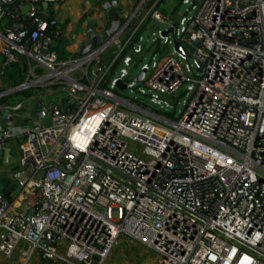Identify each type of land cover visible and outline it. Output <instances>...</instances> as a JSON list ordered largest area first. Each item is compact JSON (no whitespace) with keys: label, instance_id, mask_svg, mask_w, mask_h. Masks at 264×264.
I'll list each match as a JSON object with an SVG mask.
<instances>
[{"label":"built area","instance_id":"built-area-1","mask_svg":"<svg viewBox=\"0 0 264 264\" xmlns=\"http://www.w3.org/2000/svg\"><path fill=\"white\" fill-rule=\"evenodd\" d=\"M63 1L0 0V77L25 62L17 90L63 94L25 116L20 132L0 114V159L5 142L16 144V192L0 193V258L16 250L21 264H105L122 236L155 252L150 264H264V0H180L173 21L158 0L137 18L138 0L93 49L57 59L56 22L42 7ZM147 19L163 54L134 80L126 67L143 57ZM122 89L163 113L178 89L185 99L170 119Z\"/></svg>","mask_w":264,"mask_h":264},{"label":"crops","instance_id":"crops-1","mask_svg":"<svg viewBox=\"0 0 264 264\" xmlns=\"http://www.w3.org/2000/svg\"><path fill=\"white\" fill-rule=\"evenodd\" d=\"M110 1L111 0H66L56 5H49L47 9L42 7V9L48 11L47 14L49 16L54 17L56 22L55 27L52 29L55 33H53V35L50 34L51 39L49 48L54 52L57 59L75 57L79 45L84 43L89 38L90 34L103 36L105 30L109 28H113L112 31H114L115 28L127 18L129 15L128 11L132 8L131 6L133 3L135 4L136 2L137 4L138 2V0H114L115 4L111 5ZM60 12H62V14H60ZM113 18L116 20L115 22L113 21ZM24 65L26 66V63L22 62L20 65L16 66ZM8 69H6L0 77V86H5L10 82V79H7L5 75ZM37 69H39V71H36L38 73L44 71L41 68ZM19 70L22 71V68ZM48 91H41L38 93L37 98L32 97V95H27L28 97L35 99L34 103L36 105L34 112L29 114L33 116L36 109L42 105L43 102H57L63 96L62 92H57L56 89L52 88V90H49L48 88ZM13 96V98L9 99L14 102L8 101L7 104H4L8 107L3 108L0 114L4 117H10L12 131L20 132L25 127L26 123L23 119L27 118L25 116H28L29 114L23 112V115L19 117L14 116L15 113L12 112V106L10 107V104L22 103V101L17 100L18 96H21L20 93H15ZM23 98L27 99L25 97ZM13 144V141H7L4 143L2 153L3 164L9 165L11 156L10 148ZM1 149L2 148L0 147V153L2 152ZM6 149H9V157H7V161H5L6 159L4 158V151ZM3 168L4 166L0 168V193L10 199L13 193L16 192V186L10 179L8 173H4L5 171H3ZM118 255L117 260H111L109 261V264H117L116 262H119L122 258L120 254Z\"/></svg>","mask_w":264,"mask_h":264},{"label":"rangeland","instance_id":"rangeland-1","mask_svg":"<svg viewBox=\"0 0 264 264\" xmlns=\"http://www.w3.org/2000/svg\"><path fill=\"white\" fill-rule=\"evenodd\" d=\"M150 1V4L153 3V0H146L145 4L147 2ZM145 4H142L140 9L138 10V17L140 18L142 15H144L145 12ZM149 4V5H150ZM135 4L133 3V5L130 7L131 9H129V14L132 12L133 9H135ZM176 8L175 12H171L172 8ZM186 7V5H183L180 3V0H161L158 4H157V11L163 16V17H167L170 20L169 21H173L176 18V12H179V14L181 12L184 11V8ZM148 8V7H147ZM60 14H62V12H60ZM143 25V23H142ZM141 25V26H142ZM154 27V23L153 22H148L146 23V25H144V28L142 29L141 33L143 36V41L142 44L144 46V52L142 54L143 57L138 58L139 56H133L132 58V62L130 64V66L126 67L127 71L130 73V78H133L140 70H139V66L142 63H149L150 62V56L152 55V53H155V57H159L160 55L163 54V44L160 45H152L151 46V38L152 36H150V31H153L152 28ZM158 29L163 30L165 28L164 25H159L157 27ZM171 38V35H170ZM167 50H171V45H167ZM191 62V61H190ZM192 63V62H191ZM121 65L119 64L117 67H120ZM193 69L195 70L196 65L195 63L192 64ZM18 67H23V66H18ZM17 67V68H18ZM116 67V69H117ZM10 68L7 73L5 74L7 79H10L8 82V84H6L4 87L0 88V92L3 91H7L9 88H14L16 89L17 86L22 83L24 81L26 72H27V67H25L24 71H19L20 68ZM196 73L200 74L202 73V68L201 65L199 67V69L195 70ZM148 74V72L146 73ZM54 89V88H53ZM47 89V87H43L41 88L40 86H33L30 89H22V90H17L12 92V93H8L2 96V98L5 100L4 103H2L1 105L7 104L8 101H13L9 98H13L15 93H20L21 96H18L17 100L18 101H22L19 102L20 103V107L16 110H12V112L15 113V117H19L21 115H23V112H26L27 114L29 113H33L35 110V103L34 100L30 97H28L27 95H32V97L37 98L38 93H40L41 91H45ZM49 90H52V88H49ZM179 91H181L180 89L177 90L176 95H177V100L176 103L173 105V108H169L166 109V113H163L162 110H157V107L153 104H151L150 102H148V99L142 95H139L136 92L128 93L127 90L122 89L120 90V92H118V94L122 97H125L127 101H131L132 103H142V105L150 112H154V113H158V114H162L163 116H166L167 118H176L179 114V112L181 111L182 108V100H184L185 98L183 96H179ZM49 92V91H48ZM27 93V94H26ZM23 97L27 98L24 99ZM134 98V100H133ZM58 100V99H57ZM6 102V103H5ZM14 102V101H13ZM7 106V105H6ZM12 106V104H10V107ZM28 116H32L31 114H29ZM134 143V141L132 142ZM15 147L16 144L14 143L11 148H10V152H11V156H10V160H9V165L3 164L2 160L0 159V168H2V166H4V173H8L9 169L11 167V164H15L16 162V158H15ZM141 147V146H139ZM122 237V236H121ZM119 237L121 240H118L117 243L115 245L112 246L109 257L106 259L105 264H109V261L111 260H117V257L119 256L118 254H120L121 256L124 257L125 260L130 261V262H135V263H141V264H150L153 263L156 258H157V254L153 251L150 250H146L144 251V249L137 243L135 242H128V241H124ZM123 248V250L121 249ZM128 255H130V257H128ZM18 252H16V250L12 253L11 258L10 259H3L0 258V264H21V260L18 257ZM118 263V262H116ZM28 264H41V261L37 260L36 263V259L34 258V256L31 258V260L28 262Z\"/></svg>","mask_w":264,"mask_h":264},{"label":"water","instance_id":"water-1","mask_svg":"<svg viewBox=\"0 0 264 264\" xmlns=\"http://www.w3.org/2000/svg\"><path fill=\"white\" fill-rule=\"evenodd\" d=\"M113 21L115 22L116 20L113 18ZM113 22V24H114ZM112 24V25H113ZM113 28H109L107 30H105L104 35H95V34H90L89 38L82 44L79 45L77 52H76V56H82L85 53H87L88 51H90L91 49H93L96 45H98L100 42H102L104 40L105 37L109 36L110 33L112 32ZM166 30L163 31V34H166ZM172 45L174 46V48L176 50H178L179 52H181L182 54H186L185 50L183 49V47L178 43V42H173ZM196 65V69H199L200 64L199 63H195ZM143 75V70H140L134 77V80H140L141 77ZM117 85L122 88V84H120L119 82H117ZM9 156V149H6L4 151V158L7 159V157Z\"/></svg>","mask_w":264,"mask_h":264},{"label":"trees","instance_id":"trees-1","mask_svg":"<svg viewBox=\"0 0 264 264\" xmlns=\"http://www.w3.org/2000/svg\"><path fill=\"white\" fill-rule=\"evenodd\" d=\"M160 1H161V0H158V1L156 2V4H155L156 7H157V4H158ZM149 4H150V1L146 3L145 7H147ZM175 9H176L175 7L172 8V11H171V12L174 13V12H175ZM147 21H148V19H147L146 22H145V23L139 28L138 33L142 31V29L144 28V25H146ZM50 29H51V28H49V30H50ZM17 67H18V66H16V65L13 64V65H10L9 69H10V68H17ZM25 67H26L25 65H24L23 67H21V68H22V71L25 70ZM9 69H8V70H9ZM17 69H18V68H17ZM8 70H7V71H8ZM36 71H39V69H36L35 72H36ZM19 72H20V70L18 71V73H19ZM3 101H5V100L1 97V98H0V104L3 103Z\"/></svg>","mask_w":264,"mask_h":264}]
</instances>
